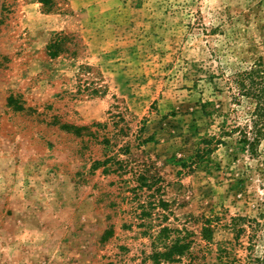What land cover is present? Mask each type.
I'll list each match as a JSON object with an SVG mask.
<instances>
[{
    "label": "rangeland",
    "instance_id": "374dc122",
    "mask_svg": "<svg viewBox=\"0 0 264 264\" xmlns=\"http://www.w3.org/2000/svg\"><path fill=\"white\" fill-rule=\"evenodd\" d=\"M260 59L264 0H0V264H264Z\"/></svg>",
    "mask_w": 264,
    "mask_h": 264
},
{
    "label": "trees",
    "instance_id": "16d2710c",
    "mask_svg": "<svg viewBox=\"0 0 264 264\" xmlns=\"http://www.w3.org/2000/svg\"><path fill=\"white\" fill-rule=\"evenodd\" d=\"M235 85L237 86L239 91L238 94L240 96L255 100V105L250 111L249 129H247V127L235 128L239 134V142H241L243 147L245 146L249 152H254L260 139L264 137V60H258V62L251 66L248 70L237 72ZM200 107L204 108V104H201ZM73 129V132L78 135L82 130H87L88 127L75 126ZM224 130L225 129H221V133L227 134V131ZM217 140L218 143L221 142L219 141L220 139ZM107 160L108 159H104L103 161L95 160L94 164H104ZM243 220L245 219L241 216H236L231 219V229L233 228L236 230L235 237H237L239 232L243 230L241 228L236 229L239 221ZM211 237L212 227L210 222H208L201 228V238L210 240ZM185 247L184 239L180 236H176L173 239L172 244L169 246V249H166V246H164L163 251L155 250L152 255L157 263L161 260H165L166 256L171 254L170 252H174L178 257H180L183 255Z\"/></svg>",
    "mask_w": 264,
    "mask_h": 264
}]
</instances>
